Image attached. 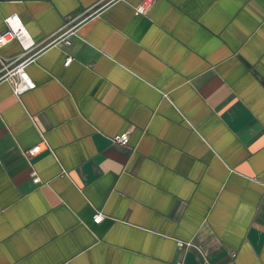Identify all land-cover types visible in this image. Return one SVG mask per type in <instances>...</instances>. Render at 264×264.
Segmentation results:
<instances>
[{
  "label": "crops",
  "instance_id": "crops-1",
  "mask_svg": "<svg viewBox=\"0 0 264 264\" xmlns=\"http://www.w3.org/2000/svg\"><path fill=\"white\" fill-rule=\"evenodd\" d=\"M142 2L0 0V264H264V0Z\"/></svg>",
  "mask_w": 264,
  "mask_h": 264
},
{
  "label": "built area",
  "instance_id": "built-area-1",
  "mask_svg": "<svg viewBox=\"0 0 264 264\" xmlns=\"http://www.w3.org/2000/svg\"><path fill=\"white\" fill-rule=\"evenodd\" d=\"M154 1L155 0H143L140 5L135 7L136 14H146ZM5 21L8 29L0 35V48L12 40H18L24 52L18 59L2 61L0 67V80L8 82L13 92L20 97L25 92L36 88V83L27 71V65L34 59L36 54L33 53V50L39 45L32 39L22 19L18 15H10L6 17ZM59 38H61V36ZM66 43L70 44V41H66ZM71 62L72 58L69 57L65 65L69 66ZM112 140L115 143L125 145L129 141V135L128 133L114 135ZM44 149L51 150V146L46 140L35 147L27 149L26 153L29 157H34ZM32 176L34 183L38 184L41 182L39 175L35 171L32 173ZM103 218L104 215L102 213H97L94 216V222L100 223ZM180 245L184 244L181 242ZM188 245H191V243H188Z\"/></svg>",
  "mask_w": 264,
  "mask_h": 264
}]
</instances>
